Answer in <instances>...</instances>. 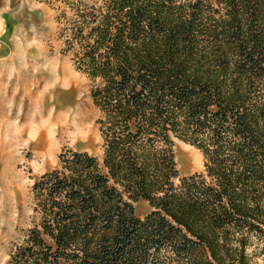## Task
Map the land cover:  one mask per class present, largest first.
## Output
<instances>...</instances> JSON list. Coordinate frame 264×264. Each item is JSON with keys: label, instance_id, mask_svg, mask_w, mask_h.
<instances>
[{"label": "trees", "instance_id": "16d2710c", "mask_svg": "<svg viewBox=\"0 0 264 264\" xmlns=\"http://www.w3.org/2000/svg\"><path fill=\"white\" fill-rule=\"evenodd\" d=\"M61 14L102 156L67 149L35 179L38 221L5 264L264 262V0H66ZM175 139L201 173L180 176Z\"/></svg>", "mask_w": 264, "mask_h": 264}, {"label": "rangeland", "instance_id": "374dc122", "mask_svg": "<svg viewBox=\"0 0 264 264\" xmlns=\"http://www.w3.org/2000/svg\"><path fill=\"white\" fill-rule=\"evenodd\" d=\"M65 9L66 0H0V264L38 221L35 179L67 149L102 156L92 83L64 51ZM173 149L180 176L203 171L197 149L177 139ZM135 211L143 217L150 207L140 201Z\"/></svg>", "mask_w": 264, "mask_h": 264}, {"label": "bare ground", "instance_id": "6f19581e", "mask_svg": "<svg viewBox=\"0 0 264 264\" xmlns=\"http://www.w3.org/2000/svg\"><path fill=\"white\" fill-rule=\"evenodd\" d=\"M7 109H8V108H7ZM7 109H6V110H7ZM16 114H17V113H16ZM11 122H12V121H11ZM26 123H27V122H26ZM14 124H15V123H14ZM21 124H22V123H21ZM29 124H30V123H29ZM44 124H45V123H44ZM0 125H1V124H0ZM15 125H16V124H15ZM41 126H42V125H41ZM45 127H47V126H45ZM34 132H35V131H34ZM18 134H19V133H18ZM31 136H32V135H31ZM32 139H33V138H32Z\"/></svg>", "mask_w": 264, "mask_h": 264}]
</instances>
